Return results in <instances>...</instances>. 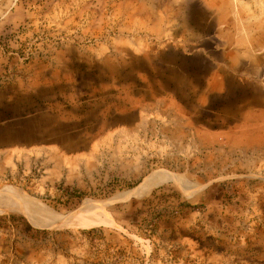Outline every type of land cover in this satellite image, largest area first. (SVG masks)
Listing matches in <instances>:
<instances>
[{
  "label": "rangeland",
  "instance_id": "rangeland-1",
  "mask_svg": "<svg viewBox=\"0 0 264 264\" xmlns=\"http://www.w3.org/2000/svg\"><path fill=\"white\" fill-rule=\"evenodd\" d=\"M263 46L264 0H0V264H264Z\"/></svg>",
  "mask_w": 264,
  "mask_h": 264
},
{
  "label": "bare ground",
  "instance_id": "bare-ground-1",
  "mask_svg": "<svg viewBox=\"0 0 264 264\" xmlns=\"http://www.w3.org/2000/svg\"><path fill=\"white\" fill-rule=\"evenodd\" d=\"M116 76H117V75H116ZM16 109H17V108H16ZM52 130H53V129H52ZM53 132H54V131H53ZM151 176H152V175H151ZM174 176H175V175H174ZM167 178H170V176H167V175H166V176L164 177V179H167ZM164 179H163V180H164ZM167 180H168V179H167ZM141 185H142V184H141ZM141 185H140V186H141ZM140 186H138V187H140ZM134 188H135V187H134ZM142 190H144V189H142ZM7 191L9 192V195H10L11 198H15V194H14V192H13L12 190H10V191L7 190ZM138 191H141V190L139 189ZM6 193H7V192H6ZM135 193H137V190H135V189L132 190V189H131L130 191H127V192L123 193L122 196H121V195H120V196H121V197H127V196L133 195V194H135ZM4 194H5V193H4ZM7 195H8V194H7ZM17 196H18V195H17ZM18 198H19V197H18ZM3 199H4V198H3ZM115 199H116V198H115ZM101 202H102V201H101ZM105 202H106V201H105ZM102 208H103V207H102ZM91 211H92V210H91ZM102 211H103V210H102ZM102 211H100V212L95 211V213H93V211H92V213H93L92 215L96 214V215L94 216L95 219H100V218H101V217H100V214H101ZM103 212H105V211H103ZM102 214H104V213H102ZM104 216H106V215H104ZM106 217H107V216H106ZM51 219H56V218H55V217H52ZM64 219H65V218H64ZM103 220H104V219H103ZM103 220H102V221H103ZM97 222H99V221L97 220ZM105 222H106V221H105Z\"/></svg>",
  "mask_w": 264,
  "mask_h": 264
},
{
  "label": "trees",
  "instance_id": "trees-1",
  "mask_svg": "<svg viewBox=\"0 0 264 264\" xmlns=\"http://www.w3.org/2000/svg\"><path fill=\"white\" fill-rule=\"evenodd\" d=\"M79 199H80V197H79ZM183 205L188 206V207H192V208H195L198 206L195 204H191L190 202H183ZM83 231L91 234L93 232H103V228L102 227H91V228H89L87 230H83ZM93 264H100V262H93Z\"/></svg>",
  "mask_w": 264,
  "mask_h": 264
},
{
  "label": "crops",
  "instance_id": "crops-1",
  "mask_svg": "<svg viewBox=\"0 0 264 264\" xmlns=\"http://www.w3.org/2000/svg\"><path fill=\"white\" fill-rule=\"evenodd\" d=\"M217 28V27H216ZM215 32H217V30L215 31ZM264 47V46H263ZM263 47L261 48V49H263Z\"/></svg>",
  "mask_w": 264,
  "mask_h": 264
}]
</instances>
